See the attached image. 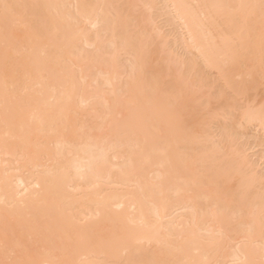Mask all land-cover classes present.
Wrapping results in <instances>:
<instances>
[{
  "label": "bare ground",
  "instance_id": "1",
  "mask_svg": "<svg viewBox=\"0 0 264 264\" xmlns=\"http://www.w3.org/2000/svg\"><path fill=\"white\" fill-rule=\"evenodd\" d=\"M261 163L264 0H0V264H264Z\"/></svg>",
  "mask_w": 264,
  "mask_h": 264
},
{
  "label": "rangeland",
  "instance_id": "2",
  "mask_svg": "<svg viewBox=\"0 0 264 264\" xmlns=\"http://www.w3.org/2000/svg\"><path fill=\"white\" fill-rule=\"evenodd\" d=\"M163 21H164V19H163ZM169 27H171V25H170ZM169 27H168V28H169ZM165 28H167V26H165ZM165 28H164V30H165ZM172 28H173V27H172ZM170 29H171V28H170ZM166 30H167V29H166ZM171 30H172V29H171ZM171 30H170V31H171ZM170 31H169V32H170ZM249 136H250V135H249ZM249 136L247 137L246 140H248ZM251 137H252V136H250V139H252ZM252 140H253V139H252ZM248 141H250V140H248ZM251 142H252V141H251ZM262 165L264 166L263 163H261V167H262ZM263 171H264V170H263Z\"/></svg>",
  "mask_w": 264,
  "mask_h": 264
}]
</instances>
